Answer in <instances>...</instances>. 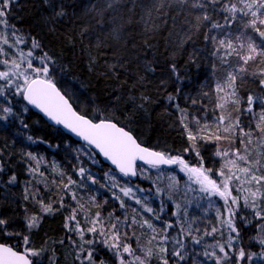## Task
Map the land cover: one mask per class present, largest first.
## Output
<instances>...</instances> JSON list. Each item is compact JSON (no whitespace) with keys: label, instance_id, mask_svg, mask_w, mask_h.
<instances>
[{"label":"trees","instance_id":"16d2710c","mask_svg":"<svg viewBox=\"0 0 264 264\" xmlns=\"http://www.w3.org/2000/svg\"><path fill=\"white\" fill-rule=\"evenodd\" d=\"M236 1L231 0L233 3ZM192 2L48 0L45 3V0H14L9 5L7 19L10 25L19 30L18 35L35 37L40 42L42 49L35 50L36 56L46 52L52 58L54 63L48 65L49 77L77 112L94 122L97 117L110 118L126 130L130 129L143 146L172 155L183 154L185 160L196 165L198 158L194 153L183 152L191 142L180 126L182 116L196 118L201 126L207 124L214 127L212 124L217 123L222 113L217 106L219 96L216 86L218 82L224 81L221 79L225 74L238 68V58H224L223 50L213 55L214 42L211 39L206 41L205 35H215L217 40L230 38L233 42L236 37L251 36L258 45L260 38L251 29L243 28L244 17L225 23V17L230 14L222 8L228 0H220L216 5L208 4L206 10L212 19L199 24L195 17L205 9L191 7ZM61 7L65 15L56 16L55 12ZM213 22L224 27L209 31ZM30 43L29 40L28 44L20 47L27 51ZM262 61L264 57L250 61L247 72L237 78L235 87L239 106L232 109L231 117L221 125L222 135L223 126L236 118H239L244 131L252 129L248 125L251 112L246 111L248 96L254 98L253 112H260L264 107L261 103L264 100V85L260 84L264 76L259 75V69L264 68ZM39 64L40 61L35 60V65ZM172 64L176 65L179 76L173 74ZM3 83L0 81V84ZM13 91L14 88L5 89V95L0 96V106H10L15 113L7 121H0V165L3 166L0 172V217L9 219L12 225L10 230L29 235L33 248H44V264H50L49 258H58L60 249H64L63 252L68 248L72 250L74 232L64 227L70 209H77L76 218L84 228L88 226V221L95 218L96 213L104 217L114 212V217H119V213L126 209L120 201L121 198L125 199V194L119 197L114 191L111 195L107 174L114 175L131 189L138 187L149 193L151 185L148 186L147 182H130L110 170L88 148L48 125L27 107L21 95L13 96ZM169 95L174 100L170 101ZM24 124L28 127L25 128ZM234 133L236 138L231 144L216 140L196 142L206 168L211 167L215 171L223 164V159L214 155L217 150L243 148L240 129H235ZM29 136L33 139L29 140ZM27 153H32L37 159H32ZM81 168L85 170L83 175L80 173ZM141 168L155 169L142 166L139 171ZM177 170L178 166L166 171L177 172L182 180H186V176ZM13 175L16 176V182L10 184L8 181ZM70 180L75 183L70 184ZM65 185H69V188L65 189ZM194 188L197 190L199 187L194 185ZM25 189L28 190V200L23 199ZM72 192L76 194L75 200L71 199ZM236 194L233 191V195ZM148 196L139 199L153 210L152 213H144L145 220L154 221L159 233L166 224L177 226L174 207L165 195L149 193ZM41 197L44 203L52 204L54 211L44 214L39 227L29 233L25 217L38 214L39 207L35 201ZM61 198L64 208L60 207ZM212 198L221 215L218 216L217 212L209 214V211L203 213L201 209L193 207L187 214L188 221L184 224L186 230L191 225L193 230H200L194 231V235L200 236L209 229L206 226L209 220L220 236L228 234L227 226L222 223L223 200L217 196ZM199 201H208L207 195ZM117 209L120 212H115ZM241 216L252 219L251 210L244 208L243 203L235 218L240 231L238 241L246 252L259 255L262 247L253 239L258 234L255 227L258 221L252 219V223L245 226ZM70 223L75 224L74 221ZM104 231L110 239L113 230ZM168 236L170 254L171 238L182 237L178 229H169ZM100 239L102 241L103 238ZM190 239L186 237L184 242ZM129 244L134 248L132 242ZM94 247L99 252L94 253V256L103 258L106 264H117L116 257L102 242ZM204 250L202 245L192 247L191 253L188 252L186 260L180 264L203 262L201 257ZM125 258L129 259L126 254ZM175 260L172 257L169 264H174ZM151 261L158 264L154 257ZM205 262L214 264L209 260ZM224 264L231 263L226 260Z\"/></svg>","mask_w":264,"mask_h":264},{"label":"snow or ice","instance_id":"6c2138e0","mask_svg":"<svg viewBox=\"0 0 264 264\" xmlns=\"http://www.w3.org/2000/svg\"><path fill=\"white\" fill-rule=\"evenodd\" d=\"M13 2L14 0H0V57H10L0 58V65L4 66L5 69L0 70V81L5 82L0 84V96L5 95V89L14 88L12 92L13 96L21 95L24 100L40 109L51 120L55 121L56 124H63L65 128L87 141L89 145H94L106 158L117 165L120 172L126 175H136L137 160L145 161L153 167H158L161 164L176 165L181 171L187 173L190 181L199 186L198 190L201 193L207 194L209 198L212 196L221 198L224 207V219L222 223L228 228V239L226 244H221L217 241L215 244L206 246L207 248L218 249L222 255H217L215 250L211 252L204 250L202 252V255L212 259L214 264H224L225 260H231L233 264H250L252 258L258 255L255 252H246L243 246H236V241L240 238V231L236 227L235 218L241 203H243L244 208L251 210L252 219L258 221L255 225L258 234L253 239H256L261 245L262 251L259 255L264 257V162L261 159V157H264V151H261L256 157H252L249 145L253 143V130L244 131L240 127L239 118H236L231 123L223 126L224 134H220L221 125L225 120L224 115L217 118L216 133L211 135H205L209 127L207 124L197 127L195 132L187 124H184L183 127L186 130L187 140L191 143L183 149V152L187 153L191 151L198 158L197 164L193 165L184 159L183 154L172 155L171 153L153 151L142 146L130 129L126 130L125 127L119 126L118 122H114L110 118L105 117L101 119L97 117L94 122L88 116L77 112L69 100L56 87L55 83H53L49 77L50 69L48 66L50 63H54L52 58L46 52L42 56H36L35 54L36 49H42L40 42L35 37H26L23 34L18 35L19 30L14 25L9 24L7 19L8 8ZM177 2L188 4L189 0H177ZM45 3H48V0H45ZM219 3L220 0H207V2H204V0H193L191 7L205 9L204 12L195 17L198 24L212 19L206 10L208 4L216 5ZM222 10L230 14L225 17L226 24L229 20L235 21L238 18L243 19V17H248L244 21V27L251 29L259 36L260 44L258 45L251 36H247L244 39L236 37L240 42L238 45H235L230 38L217 40L215 35L212 37L205 35L204 39L206 41L211 39L214 42L213 55H216L223 49L225 57L231 55L238 57V68L228 73L223 85L218 83L216 86V92L223 93V95L219 96L220 103L217 105L220 109H224L228 103L239 104L235 87L237 78L242 77L247 72V66L250 61H255L257 57H264V0H238L237 3L228 0V3L224 4ZM237 14H242V16L238 17ZM55 15H65L64 9L61 7L59 11L55 12ZM223 27L224 25L213 22L209 31ZM9 32H11V36H9ZM29 40L31 41L30 46L25 51L20 45L28 44ZM11 49H15L16 54H12ZM33 60H39L41 66H34ZM224 62L227 63V60L225 59ZM171 69L173 74L179 76L175 64L171 65ZM253 75H256V73ZM259 75L264 76V68L259 69ZM260 84L264 85V79L260 80ZM168 99L171 101L174 100V97L169 95ZM261 103L264 104V100ZM247 104L248 108L246 111L252 112L254 104L252 96H248ZM13 115L15 113L12 107L0 106V121H7ZM21 123L23 122L21 121ZM196 123L199 124L198 121ZM23 126L25 128L28 127L26 124ZM237 128L240 129L242 135L241 144L243 148H236L232 151L217 150L214 155L221 157L223 164L215 171L211 167L206 168L204 166V157L201 156L196 145L197 140H227L231 144L234 140L233 133ZM256 130L259 133L257 147L264 148V107L259 112ZM28 139L32 140L33 138L29 136ZM27 155L34 160L37 159L32 153H27ZM37 164H39L38 160ZM30 170L36 171V169ZM2 171L3 166L0 165V172ZM84 171L83 168L80 169L81 175H83ZM15 182L16 176L13 175L9 178L8 183ZM72 183H75V181L70 180V184ZM245 185L248 187H245ZM64 187L68 189L69 185H65ZM170 187L172 186L170 185ZM122 191H124L125 195H129L131 189H122ZM233 191L237 194L233 195ZM23 199H29L27 189H25ZM71 199H76L75 192L71 193ZM137 202L139 203V201ZM35 203L39 207L38 214L25 217L26 229L29 233L32 229L39 227L44 214H52L54 211L51 203H44L43 197L35 201ZM121 204L123 205V202ZM60 207H65L62 198L60 200ZM80 208L83 209V205ZM177 208H179V205H177ZM56 211H59V209H56ZM146 211L152 212L153 210L147 208ZM217 215H221L219 209L217 210ZM76 217L77 209H70L64 227L69 232L78 233L80 240L83 242L81 244L83 259L80 264H84L85 261L88 264H106L103 258L93 255L96 249L83 247L84 244L93 245L100 242L116 257L118 264H151V259L154 256L160 264H169L172 257L176 258L174 264H180L188 256V252L185 251L184 239L178 237L171 238L172 250L169 254L167 242L170 238L168 230L173 228L172 224H166L160 230L158 235L161 238L154 247H146L141 250L142 255H137V249H134L131 244L127 243L129 238L128 233H123L122 238L117 224L113 223L110 225L113 232L109 239L104 231V222L100 214L96 213L95 218L88 221L91 226L86 229L88 233L94 235L91 239L85 240V229L80 226V221ZM156 218L159 219L158 216ZM252 219L241 216V220L245 226L251 224ZM73 221L75 222L74 225L70 223ZM133 223H135V220H133ZM98 224L100 225L99 229L97 228ZM145 224L153 232H156L154 226L147 220L143 221L141 227ZM11 227L9 219L0 217V264H44L43 254L46 250L44 248H33L29 235L10 230ZM180 231L184 234V237H191L190 242L192 244L201 245L203 236L194 235V231L199 232V229L193 230L191 225H189L187 230L181 226ZM217 231L218 229L213 227L211 232L205 230L203 235H212ZM97 235L103 238L102 241L96 239ZM155 239L156 236L154 235L148 241V244L152 245V241ZM60 243H63V241H60ZM230 252L233 255H230ZM125 254L129 259L125 258ZM77 258L80 259L79 256ZM49 262L50 264H54L51 258H49Z\"/></svg>","mask_w":264,"mask_h":264},{"label":"rangeland","instance_id":"374dc122","mask_svg":"<svg viewBox=\"0 0 264 264\" xmlns=\"http://www.w3.org/2000/svg\"><path fill=\"white\" fill-rule=\"evenodd\" d=\"M237 2L238 1H236V3ZM237 15H238V17L242 16V14H237ZM247 19H248V17H244V21ZM238 20H240V19L238 18ZM244 21H243V24H244ZM243 28H245L244 25H243ZM242 35H245V34H242ZM9 36H11L10 32H9ZM241 39H244V37H241ZM239 42L240 41H238L236 39V41L233 43L235 45H238ZM221 50H223V49H221ZM10 51L12 54H16L15 49H11ZM231 56L236 57L235 55H231ZM0 58H10V57H0ZM224 58L228 59V58H230V56H226V57L224 56ZM236 58H238V57H236ZM33 64H34V66H36L35 60H33ZM39 66H41V65L39 64L37 67H39ZM2 70H5L4 66H2ZM224 76L225 77L221 79L224 81L218 82L221 85L224 84V82L227 78L226 74ZM217 95L220 96V95H223V93H217ZM218 101L220 103V100H218ZM238 106H239V104L237 105V104L228 103L224 109H221L222 110L221 115H224L225 120H227L229 118V114L232 111V109H235V107H238ZM250 114H251L250 115L251 119L248 120V125L254 130V134H253V143L251 145H249V148L251 150L252 157H256L261 151H264V148L257 147V144H258L257 137L259 136V133L256 130V124L258 122L259 112H258V110H255L253 112V110H252V112ZM197 121L198 120L196 118L195 119L194 118H185L184 116H182V119L180 121V126H181L183 132L185 133V135H186V130L183 127V125L187 124L188 127L190 129H192L193 132H195L197 127H202L200 125V123L199 124L196 123ZM212 126H214V127H208V131L205 133V135H211V134L216 133V122L214 124H212ZM233 135H234V138H236V134L233 133ZM206 140L210 141V140H214V139H206ZM197 141H203V140H197ZM234 141H235V139H234ZM220 142H223V144H225L228 141L223 140ZM261 159H262V162H264V157H261ZM177 171H180L179 172L180 174L185 175L186 180H182L176 174L177 172L171 173V172H168V171L163 170V169L141 168L139 171V180L138 181L147 182L148 186L151 185V189L149 190V193H153L154 195H161V194L165 195L168 202L174 207V213H175V219H176L177 226L173 227L172 229H178L179 235L183 239H186V237H184V234L180 231V228H181V226H183L185 228L184 224L188 221L187 220L188 211L193 207H197V208L201 209V211L203 213L209 211V214L214 215L217 212V207H216L215 201L213 200L212 197L209 198L207 196L208 201H206V202L199 201L200 198H202L203 196H205L207 194L201 193L200 191H198V189L196 190L194 188V185H196V184L188 179L187 173L181 171L180 169ZM106 177L108 178L107 182H108L110 188L112 189V191H111L112 196H113V192L115 191L117 196L122 197V195L124 194V191H122V189H125V190L131 189L128 187V185L124 184L121 180H119L114 175L107 174ZM170 185L172 187H170ZM196 186H198V185H196ZM135 189H131L130 194L125 195V199L124 198L120 199V201L123 202V205L126 207V209L124 210L123 213L118 211V209L115 211V212H120L119 217H114V212H110V213H108L107 216L101 217V219L104 222V230H113V229H111L110 225L115 223V224H117V228L119 229V231L122 232V238H123V233L127 232L128 236H129L127 243L132 242L134 244V249H137V255H142V251H141L142 249L149 247V246L154 247L157 244V241H159L161 237H160V235H158L159 231L156 230V232H153V230L149 229L146 224L143 225V227H141V224L145 220L143 215L145 212H147L146 209L149 207H147L148 205L144 201H141L139 199H144L143 198L144 196L149 198V196H148L149 193H147L146 191H142L138 187H136ZM126 196H127V198H126ZM137 201H139V203ZM177 205H179V208H177ZM147 213H152V212H147ZM218 218L219 217L216 218L217 221H218ZM133 220H135V223H133ZM212 221H214V218L212 219ZM148 222L151 223V221H148ZM206 223H207L206 224L207 228L212 229V227H213L212 222H209V220H208V221H206ZM151 224L156 229L155 222L152 221ZM90 226H91L90 223L85 228L83 226H81L82 228L85 229V236H84L85 240L91 239L94 235V234L88 233L86 231V229ZM99 227H100V225L98 224L97 228L99 229ZM209 229H207V231ZM73 234H74V236H72V237H74L75 240H72V243H73V241H75V243H73L72 246L70 247L72 250H70L68 248L67 251L63 252L64 249H60L59 253L61 255L58 258L52 259V261H54V264H80L81 260L83 259V253L81 252V244L83 242L80 240V236L78 233L74 232ZM154 235L156 236V239L152 241V245H149L148 241L150 239H152V237ZM200 236H203V240L201 243L203 248L205 247V250H207L209 252L215 250L217 252V255L221 254V253H219L218 249L207 248L206 246L210 245V244H215L217 241H219L221 244H226V241L228 239V234L225 233L224 237H222L217 232L212 234V235H208V236H204L202 233ZM97 237H96V239L98 241H100L101 240L100 237L98 235H97ZM204 240H206V242ZM190 241H191V239H190ZM190 241L185 240V242H184L185 243V251H187L189 253H191L190 250L192 249V247L196 246V245L192 244ZM98 244L99 243H96L93 245L84 244L83 247L95 249L94 246H97ZM236 246H241V243L238 240L236 241ZM226 250H228V249L226 248ZM94 253L98 254L99 252L96 250ZM94 253H93V255H94ZM230 255H233V254L230 252ZM78 256L80 257V259L77 258ZM201 258L204 261H206L205 263H207L208 260L213 261L212 259L204 257V256H202ZM154 259L156 260V262L158 264H160V262L158 261V259L155 256H154ZM253 260L255 262L253 264H264V257H261L260 255L253 257L252 260L250 261V264H252ZM225 261H224V263H225ZM227 261L230 262L231 264H233V261H231V260H227ZM203 262L198 261L197 264H204ZM84 264H88V262L85 261ZM117 264H118V260H117ZM151 264H155V263H153V261H151Z\"/></svg>","mask_w":264,"mask_h":264},{"label":"water","instance_id":"95a60500","mask_svg":"<svg viewBox=\"0 0 264 264\" xmlns=\"http://www.w3.org/2000/svg\"><path fill=\"white\" fill-rule=\"evenodd\" d=\"M57 87V86H56ZM61 92V91H60ZM62 93V92H61ZM63 94V93H62ZM66 98V97H65ZM67 99V98H66ZM24 100V99H23ZM25 104L27 105V107L32 110L34 113H36L37 115H39L48 125L60 129L65 135H67L69 138H71L74 142L79 143L85 147H87L88 149H90L99 159L100 161L108 166L110 169H112L115 172H118L119 174H121L122 176H124L126 179H128L131 182L137 181L139 174H138V166H150L153 167L151 164L146 163L145 161L142 160H137L136 161V175H131V174H124L122 172H120L119 168L117 167V165L113 164L111 160H109L108 158H106L100 151L99 149H96L94 145H89L87 141H85L82 137L77 136L76 133L71 132L69 129L65 128L63 124H56L55 121L51 120L48 116H46L40 109L36 108L35 106L29 104L26 100H24ZM70 102V101H69ZM73 106V105H72ZM74 108V107H73ZM75 109V108H74ZM143 146V145H142ZM145 147V146H144ZM152 150V149H151ZM154 151V150H153ZM176 165H167V164H161L158 167L155 168H176Z\"/></svg>","mask_w":264,"mask_h":264}]
</instances>
